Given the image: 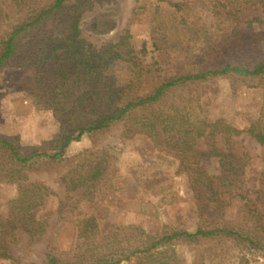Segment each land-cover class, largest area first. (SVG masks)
Here are the masks:
<instances>
[{
    "label": "trees",
    "instance_id": "trees-1",
    "mask_svg": "<svg viewBox=\"0 0 264 264\" xmlns=\"http://www.w3.org/2000/svg\"><path fill=\"white\" fill-rule=\"evenodd\" d=\"M91 1L0 0V72L11 66L32 69L37 106L52 109L60 121L58 132L40 145L22 147L0 134V182L18 185L9 217L28 219L45 233L48 219L36 210L56 192L30 180L26 170L65 159L67 148L85 134L118 129L122 145L136 138L149 142L159 173L165 169L182 177L214 218L204 217L195 230L178 225L160 238L120 234L104 230L94 214L80 220L82 198L76 199L71 211L80 222L74 254L50 251L45 264H222L232 258L246 264L255 252L264 257V164L256 174L255 157L241 151L237 139L247 132L264 144V102L240 127L216 116L199 91L203 82L228 77L254 81L250 86L264 92V0L172 1L154 26V46L160 49L168 40L182 45L179 69L151 56L147 42L137 50L126 34L101 45L87 41L82 23ZM199 36L207 39L203 47L191 44ZM118 151V144H96L75 155L77 163L60 179L68 194L82 189L83 198L96 197L98 180L119 158ZM212 151L218 153L220 177L201 162ZM252 174L254 190L248 192ZM235 203L242 211L239 219L226 216ZM7 233V223L0 222L4 257L10 255ZM197 245L191 259L187 250Z\"/></svg>",
    "mask_w": 264,
    "mask_h": 264
},
{
    "label": "rangeland",
    "instance_id": "rangeland-1",
    "mask_svg": "<svg viewBox=\"0 0 264 264\" xmlns=\"http://www.w3.org/2000/svg\"><path fill=\"white\" fill-rule=\"evenodd\" d=\"M172 1L181 0H92L84 13L82 37L101 45L126 34L137 50L147 42L152 50L151 56H156L169 68L179 69L183 60L182 45L168 40L160 49L154 46V26L158 18L170 10ZM206 42V38L199 36L191 44L203 47ZM122 67L119 66L121 76L124 74ZM31 79L33 70L29 68L11 66L0 72V134L9 136L22 147L40 145L60 129L55 112L37 106L31 91ZM253 84L254 81L249 79L214 78L203 82L199 91L204 104L210 106L216 116L243 127L250 117L258 114L264 102L263 90L251 87ZM237 139L240 150H246L255 157L256 168L253 171L257 174L258 167L264 164V144L247 132ZM96 144H118L119 158L113 160L108 171L99 178L96 197L83 198L82 189L68 194L61 183V176L77 163L75 155ZM154 160L155 151L149 142L136 138L122 145L118 129H114L98 136L85 134L67 148L65 159L28 168L30 180L44 182L56 192L36 210L38 217L48 219L49 224L43 234H39L28 219L9 217V203L18 196V185L0 182V222L7 223L8 233L4 240L10 253L8 257L0 256V264H45L50 251L71 257L78 242L80 222L71 211V204L76 199L82 198L78 202L80 220L94 214L104 230L115 229L120 234L160 238L178 225L195 230L203 223L204 217L214 218L215 212L199 206L196 192L186 187L182 177L169 176L165 169L160 174ZM201 162L214 176H221L217 152L203 156ZM256 174L246 181L248 192L254 190ZM162 184L167 188L161 191L154 186ZM68 196L70 198L66 201ZM156 201L166 203L159 207L154 205ZM241 215L236 203L227 209V217L239 219ZM187 251L192 259L198 254L199 246H189ZM251 257L252 260L246 264H264V257L258 252ZM127 263L124 261L122 264ZM222 264L242 263L232 258Z\"/></svg>",
    "mask_w": 264,
    "mask_h": 264
}]
</instances>
